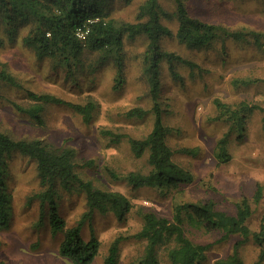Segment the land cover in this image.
Segmentation results:
<instances>
[{
    "label": "rangeland",
    "instance_id": "obj_1",
    "mask_svg": "<svg viewBox=\"0 0 264 264\" xmlns=\"http://www.w3.org/2000/svg\"><path fill=\"white\" fill-rule=\"evenodd\" d=\"M169 13L176 11L172 0H159ZM146 0H107L103 7L107 19L115 22H135L140 7ZM189 13L212 24L231 30L255 31L264 34V0H185ZM174 33L178 22L162 19ZM17 36L10 39L8 29L0 23V69L6 66L21 87L0 82V131L16 140L41 139L56 147L71 148L76 153V172L96 188L125 194L133 204L126 221L120 222L112 213L95 212L85 221L82 236L89 241L95 236L100 252L92 264H105L112 242L119 236L121 243L119 263L132 264L139 260L146 242L132 236L143 225V214L153 212L173 219L175 208L185 203L213 200L217 210L234 215L238 205L246 199L253 215L248 224L259 231L264 222V111L257 110L249 117L243 138L231 134L228 151L231 160L219 163L217 143L229 131V124L217 120L216 98L236 107L242 102L264 108V45L237 43L230 39L215 42L201 49L179 43L175 36H164L161 45L198 65L193 71L179 63L174 69L180 79L174 78L169 65L163 68L162 108L165 126L170 128L167 144L173 151V160L190 171L194 180L178 189L133 188L124 177L131 171L148 172V154L136 158L127 139L114 144L102 135V130L125 133L143 138L153 127L154 116L128 119L125 114L133 107L151 110L153 100L144 75L142 60L147 48L144 36L126 39L123 58L124 80L117 86L113 59L103 62L100 55L86 52L82 66L74 75L51 60H39L23 41L36 27L34 21L18 22ZM236 80H257L250 85ZM79 87V88H78ZM52 94L74 103H95L96 111L90 123L69 107L46 106L44 123L37 124L28 115L14 107L19 103L31 106L27 92ZM88 162H93L87 166ZM108 170L119 179H113ZM10 201L6 204V225H0V264H71L59 255L63 233L53 236L48 225L49 208L43 210L36 197L44 191L38 177L35 161L14 153L9 157L5 175ZM261 199L255 201L258 189ZM59 215L67 227L79 224L88 212L86 196L76 190H59ZM1 222V221H0ZM187 235L196 243L212 244L207 260L215 264L235 252V244L242 241L238 235L218 243L221 234L186 225ZM241 264H257L260 247L250 238L238 247ZM164 259V250L162 252ZM264 264V260L260 263Z\"/></svg>",
    "mask_w": 264,
    "mask_h": 264
},
{
    "label": "trees",
    "instance_id": "obj_2",
    "mask_svg": "<svg viewBox=\"0 0 264 264\" xmlns=\"http://www.w3.org/2000/svg\"><path fill=\"white\" fill-rule=\"evenodd\" d=\"M107 0H0V23L8 29L10 39L18 34V22L36 23V27L23 38L24 43L34 51L36 57L43 60H51L56 67H63L68 75L82 66V58L86 52L100 55L103 62L113 59L116 80L119 88L124 80L125 61L123 51L126 39H135L144 36L147 40V48L142 60L143 71L146 77L149 94L153 100L151 110L142 107L129 109L125 116L128 119H145L148 115L154 116L152 130L143 138L130 137L125 133H117L111 130H102L103 136L108 137L114 144L127 139L130 150L136 158L148 154L149 171H131L124 179L133 188H157L178 189L181 186L193 182L192 173L173 160V151L167 144L170 128L163 121L162 90L163 68L165 64L176 79L180 74L174 69L179 63L192 71L198 67L193 61L183 56L166 50L162 45L164 36H175L179 43L189 48H206L219 41L228 39L237 43L250 42L259 46L264 45V34L255 31L231 30L227 27L202 21L192 16L185 4V0H172L176 11L167 12L159 0H146L140 7L135 22L117 23L107 19L102 5ZM174 19L178 22V28L174 33L166 26L162 19ZM79 32L84 38L79 37ZM0 44L3 40L0 38ZM257 80L240 81L244 85H250ZM0 82L12 87H21L14 74L1 65ZM79 88V87H78ZM31 106L24 107L13 102L18 112L28 115L37 124L42 125L43 112L46 106L69 107L80 115L85 123H90L96 111L95 103H74L52 94H38L27 92ZM219 114L216 119L224 120L229 124V131L217 143L216 159L221 164L231 160L228 151V143L231 134H237L242 139L246 130L249 117L254 111H264L257 104L242 102L236 107L214 100ZM20 154L36 163L38 177L45 188L36 195L42 203L44 210L49 208L48 225L51 234L56 236L63 233V241L59 248V255L71 264H92L100 252V242L93 236L86 241L82 236L85 221L98 212L100 214L112 213L120 222L127 219L133 208L129 198L117 191L96 188L93 183L84 181L76 172V153L67 147H56L41 139L16 140L8 134L0 131V225H6L5 207L10 201L7 193L5 175L8 168L9 157ZM93 162H88L90 166ZM108 174L113 179L119 176L111 170ZM59 190H76L84 193L88 212L84 214L78 225L67 227L65 220L59 215L57 200L60 197ZM259 188L255 197L258 202L261 199ZM253 215V209L248 200L244 199L237 207V212L230 215L217 210L213 200L196 203H185L176 206L172 220L158 216L153 212L143 214L142 228L132 237L145 241V249L142 257L132 264H202L207 260V254L212 250V244H201L193 241L186 231V225L192 228H203L207 232H218L222 236L218 243L228 240L231 236L238 235L242 241L235 244V252L226 259L217 260L215 264H241L238 257V247L250 238L260 247L259 261L264 260V222L259 231H252L249 220ZM126 238L117 237L111 244L105 264H118L121 243ZM164 250V259L162 252Z\"/></svg>",
    "mask_w": 264,
    "mask_h": 264
},
{
    "label": "built area",
    "instance_id": "obj_3",
    "mask_svg": "<svg viewBox=\"0 0 264 264\" xmlns=\"http://www.w3.org/2000/svg\"><path fill=\"white\" fill-rule=\"evenodd\" d=\"M79 37L84 38V34L82 32H79Z\"/></svg>",
    "mask_w": 264,
    "mask_h": 264
}]
</instances>
